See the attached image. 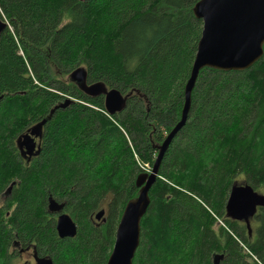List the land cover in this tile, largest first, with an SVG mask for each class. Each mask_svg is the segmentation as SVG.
Listing matches in <instances>:
<instances>
[{
	"label": "trees",
	"instance_id": "obj_1",
	"mask_svg": "<svg viewBox=\"0 0 264 264\" xmlns=\"http://www.w3.org/2000/svg\"><path fill=\"white\" fill-rule=\"evenodd\" d=\"M199 1L0 0V264L29 252L107 264L141 166L154 165L181 120ZM79 67L88 83L131 94L125 109L109 115L103 96L81 92L69 79ZM45 119L40 153L27 161L17 141ZM235 185L264 195V54L245 71L200 72L149 192L133 264H264V208L250 235L227 216ZM50 198L75 222L74 238H59Z\"/></svg>",
	"mask_w": 264,
	"mask_h": 264
},
{
	"label": "water",
	"instance_id": "obj_2",
	"mask_svg": "<svg viewBox=\"0 0 264 264\" xmlns=\"http://www.w3.org/2000/svg\"><path fill=\"white\" fill-rule=\"evenodd\" d=\"M194 16L202 21L203 30L185 88L181 120L158 147V155L150 173H143L137 177L136 187L139 189V195L130 200L123 211L107 264H133L140 244L141 219L150 206L149 192L158 178L166 152L187 122L192 92L200 72L206 68L222 72H241L250 69L263 57L264 0H200L194 7ZM7 27V22L0 18V35ZM87 76V70L79 67L70 74L69 79L86 96L90 98L103 96L105 110L109 115L125 109L126 101L131 94L124 96L119 90L108 89L101 82L88 83ZM1 100L2 97L0 102ZM72 102V99H67L64 106ZM46 123L47 119L41 121L18 139L17 145L24 157L31 158L40 153V145H37L36 139L41 140ZM28 158L27 161L30 160ZM63 208V204L49 199L48 211L57 215L56 231L59 238H74L77 226L71 217L63 212ZM260 208H264L263 194L255 192L247 185L233 186L227 202V216L244 222L250 230V235L251 220ZM104 213V211L98 213L96 220L100 221ZM33 258L35 264H53L49 258H38L36 255H33ZM221 258L216 257L215 264H218Z\"/></svg>",
	"mask_w": 264,
	"mask_h": 264
},
{
	"label": "rangeland",
	"instance_id": "obj_3",
	"mask_svg": "<svg viewBox=\"0 0 264 264\" xmlns=\"http://www.w3.org/2000/svg\"><path fill=\"white\" fill-rule=\"evenodd\" d=\"M67 78H64V80H66ZM142 169H144L145 173H150L152 167L150 166H141ZM241 181V180H240ZM239 184H241V182H239ZM1 204V203H0ZM224 226L223 222L220 219H216V225H215V230L218 231L220 227ZM13 264H35V260L32 257V253H23L20 255H17L15 257V259L13 260Z\"/></svg>",
	"mask_w": 264,
	"mask_h": 264
},
{
	"label": "flooded vegetation",
	"instance_id": "obj_4",
	"mask_svg": "<svg viewBox=\"0 0 264 264\" xmlns=\"http://www.w3.org/2000/svg\"><path fill=\"white\" fill-rule=\"evenodd\" d=\"M36 142H37V145L39 146L40 145V139H36ZM24 157V156H23ZM24 158H28V157H24ZM31 158H33V157H31ZM31 158H28V159H31Z\"/></svg>",
	"mask_w": 264,
	"mask_h": 264
}]
</instances>
